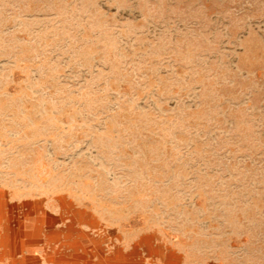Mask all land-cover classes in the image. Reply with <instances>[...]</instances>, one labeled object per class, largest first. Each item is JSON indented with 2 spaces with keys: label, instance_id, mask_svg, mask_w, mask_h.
Masks as SVG:
<instances>
[{
  "label": "rangeland",
  "instance_id": "rangeland-1",
  "mask_svg": "<svg viewBox=\"0 0 264 264\" xmlns=\"http://www.w3.org/2000/svg\"><path fill=\"white\" fill-rule=\"evenodd\" d=\"M7 196L99 256L264 264V0H0Z\"/></svg>",
  "mask_w": 264,
  "mask_h": 264
},
{
  "label": "crops",
  "instance_id": "crops-1",
  "mask_svg": "<svg viewBox=\"0 0 264 264\" xmlns=\"http://www.w3.org/2000/svg\"><path fill=\"white\" fill-rule=\"evenodd\" d=\"M56 219L43 220L38 201L0 197V264H186L180 252L171 260L167 248L155 252L138 243L99 256V243L85 242V229L59 231Z\"/></svg>",
  "mask_w": 264,
  "mask_h": 264
}]
</instances>
